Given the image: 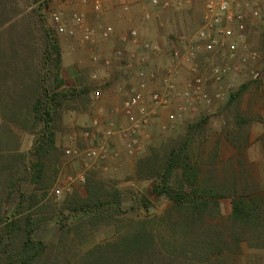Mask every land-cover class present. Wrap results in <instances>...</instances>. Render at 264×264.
I'll return each instance as SVG.
<instances>
[{
    "label": "rangeland",
    "instance_id": "rangeland-1",
    "mask_svg": "<svg viewBox=\"0 0 264 264\" xmlns=\"http://www.w3.org/2000/svg\"><path fill=\"white\" fill-rule=\"evenodd\" d=\"M35 1L37 0H7L9 14L3 17L7 18L10 16L12 21L0 26L2 50L7 52L8 46L6 44L11 36L9 33L14 32V28L24 31L27 26V17L33 14L34 9L38 8L34 4ZM43 1L45 4H43ZM43 1L44 7L40 11L41 15L38 12L34 13L36 15L35 21L38 23V37L36 39L39 41L38 45L41 46L43 36L47 30L51 36L56 38L61 49L62 60L59 78L64 79L65 83L62 87L55 89L60 95L56 97L52 125L56 132L58 150L55 153V157L49 161L51 165L49 172L53 171V169L57 170L56 180L40 192V196L43 195V199L35 208V214L41 218V223L33 232V237L48 244L56 243L64 235L65 230L86 222L84 220L87 214H74L67 210L63 214L61 212L65 199L72 192L77 191L82 196L88 194L86 181L89 178L107 186L119 188L122 190L123 199L121 205L114 208L115 217L110 218L109 222L102 221L100 223L85 224L81 226L77 234L72 230L70 235L73 234L76 237L74 240L78 249L82 248L85 250L96 244L116 240L122 231L134 224L132 220L154 219L163 216L166 210L171 207L172 202L164 196H159L154 191L157 183L155 178L138 176V161L148 157L153 152V148H160L190 133L194 139L195 146L199 148L198 160L204 170L202 180H207L208 175H210L209 168L214 169L213 180H210L209 184H215L216 190L214 194L217 196L215 200L218 205H214L213 209L208 210L205 214V221L201 223L203 226H197L193 231L184 232L181 227L178 228L175 225H171L168 229L162 228V235L157 238L159 248L149 257L150 264H264L263 235L257 237V234L252 233L249 229L247 233H244V238L240 239L238 237L240 243L235 245L231 233L225 230L230 224L229 216L232 210L230 196L234 192L231 189L234 183L237 185L236 190L240 193H264V163L257 161L258 151L254 147L244 149L233 146L235 136L231 131L232 128L234 129L235 124L237 126H240V124L235 123L236 119L231 107L228 106L226 111V101L218 102L214 105L198 103L190 106L182 98H175L170 105L161 108L158 115L141 132L140 141L142 148L134 153L127 152L125 138L120 135L107 139L110 155L106 160H85L68 156L65 153L68 147L85 151L88 148L97 146L100 139L104 136L103 130L107 120L115 119L118 122L121 120V116L116 112L123 100V95L119 88H129L135 85L133 74L117 71V64L119 62L123 63L124 59L114 60L111 67L105 68L100 64H96V66L92 64V54L110 55L117 46L125 47L128 53L136 50L137 47L133 44H123L120 40V36L124 31L135 28L139 32L140 39L141 36H144L143 41L158 42L163 49L161 54L150 56V67L152 66V70L165 67L170 61L172 50L184 46L187 39L201 26L206 0H184L183 4L178 8L152 9L150 21L144 19L143 14H138L139 22H135L132 19L128 28L123 25L120 29L116 27L117 22L109 19L106 21L109 18L107 17L108 14L112 10L111 6L109 7V0L106 1L101 13L94 12L91 5H84L81 0ZM238 1L240 3L244 2V0ZM254 2L258 1L254 0ZM258 5L261 9L260 17L252 18L247 15L245 42L251 48L262 53V59L260 60L262 63L264 61V2H258ZM77 11L84 13V25L93 27L96 34L106 25L114 26L115 35L112 37L113 39L108 41L98 40L93 44H82L80 40L82 30L80 28H78L76 35L73 37H70L65 32H59L51 19L52 14L58 12L69 19ZM4 21L5 19L0 18V25ZM149 22L155 24L154 29L156 35L159 34L158 37L145 36ZM16 47L21 49L19 42ZM25 50H27V46H25ZM30 56L28 61L31 65ZM220 62L219 56L214 54L201 56L198 59L201 67ZM94 69L99 70L100 81L105 82L101 85L102 95L98 99L94 98L92 92L94 89H99L97 88V82L92 81L91 78ZM261 69L264 73V68L262 67ZM187 71L186 68L181 69L179 92L183 90L189 77H191ZM53 74L55 76V73ZM234 75H237L239 79L232 78L229 81L233 84L230 95L246 92L245 85H249L250 89L260 88L264 85L263 81L247 82L243 78V74H233L232 76ZM13 82L14 79H11L9 84L13 85ZM52 84L54 83L52 82ZM82 90H86V92L82 93ZM109 92H115L118 100L109 98ZM179 106H186V109L175 121L171 122L167 116L171 112H176ZM224 107L225 114L222 112ZM95 119L100 122L98 128L93 126ZM193 125L197 126L195 131L191 129ZM40 126L41 124L33 129L23 128L3 121V117L0 115V156H8L16 152H30ZM226 130H228V135H225ZM229 130L231 131L229 132ZM10 163L12 164V162ZM82 172L86 175L84 182L70 181V176H75ZM22 180L20 183L23 187L28 188V190H34L35 185L30 180L26 179L25 183ZM68 187L71 190H67ZM57 188H61V193L58 195L55 192ZM141 196H146L150 199L151 205L148 209L141 205ZM17 201L18 197L15 198L11 195L6 198V195L2 196L1 205H3V210H5V217H9L14 211ZM63 223L67 225L65 228ZM224 224H227L226 227ZM91 227H94V229H91ZM260 229L263 230V228ZM208 231L223 232L222 236L225 237L228 243H224L222 253L215 250V246L211 244L212 242L210 243L209 239H205V232ZM155 233L157 234V232ZM173 234L176 237H173ZM182 235L185 236L184 239ZM176 238L181 240L180 242L182 243L188 241L190 244L185 247V250L180 247L176 251L173 245L170 244L166 247V244H162L163 241L168 242ZM215 238L217 239V237ZM211 249L214 250L213 253H211Z\"/></svg>",
    "mask_w": 264,
    "mask_h": 264
},
{
    "label": "trees",
    "instance_id": "trees-1",
    "mask_svg": "<svg viewBox=\"0 0 264 264\" xmlns=\"http://www.w3.org/2000/svg\"><path fill=\"white\" fill-rule=\"evenodd\" d=\"M42 1H35L38 8H33V14L27 17V26L23 32L14 28V32L9 33L11 36L6 44L7 52L2 50L0 41V115L3 121L23 128L33 129L41 124L30 152L0 156V264H150L149 257L159 248L157 238L161 237L162 228L168 229L175 225L184 232L193 231L205 221L208 210L218 205L214 194L215 184H209L213 180L214 169H208L210 175L203 181L204 170L198 160L199 148L195 146L190 133L160 148H153L148 157L138 161V176L155 178L157 183L154 191L172 202L163 216L132 220L134 224L120 231L116 240L96 244L85 250L78 249L74 240L76 237L70 235L72 230L77 234L85 224L109 222L110 218L115 217L114 208L120 206L123 199L119 188L89 178L86 181L88 194L82 196L77 191L72 192L65 199L61 212L63 214L67 210L74 214H87L84 220L86 222L65 230L56 243L48 244L33 237V232L41 223V218L35 214V208L43 199L40 192L56 180L57 170L49 172V161L58 150L56 132L52 125L56 97L60 95L55 89L65 83L64 79L59 78L62 60L56 38L47 30L41 46L36 39L38 23L35 21V14L38 12L41 15L40 11L45 4ZM8 14L7 0H0V18L5 19L0 26L12 21L10 16L3 17ZM18 42L21 49L16 47ZM28 55H31V65ZM11 79H14L13 85L9 84ZM195 128L197 126H191L193 131ZM26 179L35 185L34 190L22 186L20 181L25 183ZM236 188L234 183L231 187L234 192L230 196V224L225 230L231 233L235 245H239L238 237L244 238V233L249 229L257 237L264 236V193H240ZM3 195L6 198L11 195L18 197L9 217H5L6 213L1 205ZM140 202L146 209L151 205L146 196H141ZM224 225L226 227L227 224ZM66 226L63 223V227ZM205 233V239H209L215 250L222 253L224 243H228L222 236L223 232ZM182 237L184 239L185 236ZM171 241H163L162 244H166V247L173 245L175 251L180 247L185 250L190 244L188 241L182 243L178 238ZM210 251L213 253L214 250Z\"/></svg>",
    "mask_w": 264,
    "mask_h": 264
},
{
    "label": "built area",
    "instance_id": "built-area-1",
    "mask_svg": "<svg viewBox=\"0 0 264 264\" xmlns=\"http://www.w3.org/2000/svg\"><path fill=\"white\" fill-rule=\"evenodd\" d=\"M106 1L108 0H81L82 4L91 5L96 13L103 11ZM183 1L139 0L146 20L152 18V8H178ZM243 3L238 0H206L201 26L187 39L184 46L172 50L170 61L165 67L150 69V56L161 54L163 49L158 42L141 41L135 28L121 34L120 40L123 44H133L137 47L136 50L128 53L123 47L117 46L110 55L92 54V64H100L105 68L111 67L114 60L124 59L123 63L117 64V71L133 74L135 85L119 88L123 100L116 112L121 116V120H107L103 130L104 136L97 146L85 151L68 147L65 153L85 160H106L110 155L107 139L116 135L125 138L128 153L137 152L142 148L141 132L158 115L159 110L170 105L175 98H182L190 106L198 103L214 105L226 101L229 97L233 84L228 78L233 74H243L248 81L264 82V73L256 65L261 59V53L245 42L247 15L252 18L260 17L261 9L254 0H244ZM121 10L124 13L131 12V3L123 0ZM51 19L59 32H65L70 37L75 36L80 28L82 44H93L98 40L108 41L115 35V28L111 25H106L96 34L93 27L84 25L85 15L81 11L75 12L69 19L61 13H53ZM210 54L219 56L221 62L201 67L198 59ZM183 68L188 70L191 77L179 92V76ZM91 78L98 84L99 89L92 90L94 98L98 99L102 95L101 85L105 82L100 81L98 69L92 71ZM151 82H157L158 85L149 88ZM185 109L186 106H179L178 110L169 113L167 118L171 122L175 121ZM99 123V120L95 119L93 126L98 128ZM69 179L71 182H84L86 175L82 172L70 176ZM67 190L71 188L68 187ZM55 192L60 194L61 188H57Z\"/></svg>",
    "mask_w": 264,
    "mask_h": 264
},
{
    "label": "crops",
    "instance_id": "crops-1",
    "mask_svg": "<svg viewBox=\"0 0 264 264\" xmlns=\"http://www.w3.org/2000/svg\"><path fill=\"white\" fill-rule=\"evenodd\" d=\"M123 0H109V7L112 8L110 11V14H108L107 20L115 21L117 22V29H120L123 25H126L128 28L129 25L134 19L135 22H139L138 14H143V9L141 8V4L139 0H128L129 3H131V12L124 13L121 10V2ZM258 2L263 3L264 0H257ZM257 2V3H258ZM155 9V8H152ZM126 19H124V18ZM150 21V20H148ZM109 23V22H108ZM155 24L152 22H149L147 25V31L145 32V36H150L151 38H156L158 35H156L154 26ZM152 28V29H150ZM145 29L143 30L144 33ZM127 31H124V33ZM141 41L144 40V36H141ZM125 49V47H124ZM126 52L128 50H125ZM264 54V52H263ZM262 56V53H261ZM264 56V55H263ZM264 58V57H263ZM262 59V57H261ZM260 59V60H261ZM260 60L257 61L256 65L259 68H264V61L261 63ZM152 69V66L150 67ZM240 76V75H238ZM236 79L237 75L230 76L228 80ZM243 78L249 82L244 76ZM149 88H152L154 86H157V82H151L149 83ZM246 92H238L232 95V97H228L226 99V111L228 106L232 108L234 112V118L235 123L240 124V126H237L235 124L234 129L232 128V131L234 137L233 146L234 147H241V148H250L254 147L258 151V155L256 156L257 161H261L264 163V85L260 88H253L249 85H245ZM111 91V90H110ZM109 98L118 100L117 94L115 92H109ZM224 104V105H225ZM225 107L222 108V112L224 114L226 113ZM224 131V130H223ZM225 135H228V130H226ZM225 138V137H223ZM233 138V137H232Z\"/></svg>",
    "mask_w": 264,
    "mask_h": 264
}]
</instances>
